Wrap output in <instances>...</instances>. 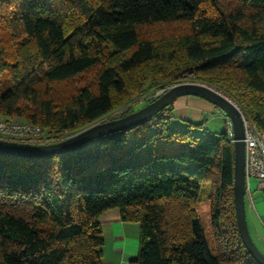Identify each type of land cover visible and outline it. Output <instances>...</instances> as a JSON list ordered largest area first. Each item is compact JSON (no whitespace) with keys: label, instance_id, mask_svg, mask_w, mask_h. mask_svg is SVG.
<instances>
[{"label":"trees","instance_id":"trees-1","mask_svg":"<svg viewBox=\"0 0 264 264\" xmlns=\"http://www.w3.org/2000/svg\"><path fill=\"white\" fill-rule=\"evenodd\" d=\"M236 1L0 0V117L45 127L52 143L135 110L111 115L134 99L131 80L140 94L192 73L264 131V0ZM181 21L180 37L139 35ZM95 66V86L57 92ZM171 105L68 152L0 155V264H102L110 208L139 224L130 264H258L236 224L227 128L172 126Z\"/></svg>","mask_w":264,"mask_h":264},{"label":"water","instance_id":"water-1","mask_svg":"<svg viewBox=\"0 0 264 264\" xmlns=\"http://www.w3.org/2000/svg\"><path fill=\"white\" fill-rule=\"evenodd\" d=\"M193 95L221 109L232 132L233 143V202L239 235L247 251L258 264H264V253L254 243L246 219L245 172H244V127L239 107L227 96L210 85L200 82H180L167 88L152 101L119 117L99 121L87 128L52 143L10 144L0 142V155L7 157H38L71 151L88 141L107 134L125 130L152 118L171 105L178 97Z\"/></svg>","mask_w":264,"mask_h":264},{"label":"rangeland","instance_id":"rangeland-1","mask_svg":"<svg viewBox=\"0 0 264 264\" xmlns=\"http://www.w3.org/2000/svg\"><path fill=\"white\" fill-rule=\"evenodd\" d=\"M219 2L222 5V7L227 9V10H234L240 6L239 2H237L236 0H219ZM244 9L247 10V7H244ZM249 18L250 17L248 16L247 20ZM138 31H139V35L141 37L152 38L153 40H155V42L161 43L163 40L162 38H164L167 35H169V36L172 35L173 37H180L184 33H188L190 31V29H189V22L188 21L187 22L181 21V22H175V23H171V24L142 25V26L138 27ZM98 69H99V67L95 66V67L85 71L84 73L75 77L73 80L62 84L61 90H57V92L59 94L62 93L60 95H63L65 98V96L68 95L69 92L76 90L80 86H83V85L95 86L96 73H97ZM193 76L194 75L192 73L185 74V75L181 76V78H180L181 82H190L189 79L193 78ZM5 78L6 77L3 76V78H0L1 79L0 81H4ZM134 81L135 80H131L128 84V89H129V91L131 90V92H133V94L131 96H134L133 97L134 99L133 100L130 99L131 101H129L128 103H127L126 99H124L120 103L121 105L118 106L116 109H114V111L111 113V115H117L118 113H120L121 111L126 109V107H128V106H130V107L132 106L133 109H138L139 107H141V106L145 105L146 103L152 101V99H150V98L154 94L159 93L158 95H160L162 92H164L170 86L177 84V83L167 82L165 84L160 85L158 83V86L155 85V86L150 87V88H148L147 85H145L144 86L145 91H142L140 94H137V92L134 89L135 88ZM197 82H199V81H197ZM217 91H219V90H217ZM219 92H221V91H219ZM147 97H148V99H147ZM217 114L219 115L218 118H216L215 120L210 121V122L207 121L205 123L206 127L204 126L202 130H196L195 132L197 134L206 133V134L211 135L213 137H218L220 135V133H222L223 131L226 130L227 126L224 125V120H223L224 115H225L224 112L221 109L217 108ZM241 115H244V114L241 113ZM14 118H16V117H14ZM225 121L227 122L228 120H225ZM175 125H176V123L173 122L172 126H175ZM251 183H252L251 187H252V189H254L253 181ZM204 186L206 189L209 188L208 184H204ZM253 204H254V209L252 208V205H250L249 202L245 199V211H246L247 224H248V228H249V231H250V234H251V237H252L254 243L256 244L258 249L262 253H264V240H262L261 238H259L256 235L252 216H251V213H254L257 216L259 215V218H260L259 221L261 222L262 227H264V224H262V222H264V193H262L261 191H258L256 189L253 190Z\"/></svg>","mask_w":264,"mask_h":264},{"label":"crops","instance_id":"crops-1","mask_svg":"<svg viewBox=\"0 0 264 264\" xmlns=\"http://www.w3.org/2000/svg\"><path fill=\"white\" fill-rule=\"evenodd\" d=\"M217 108L205 99L186 95L178 97L170 106V115L176 124L185 120L194 122L213 121L219 117ZM224 125L229 128V123ZM206 127V126H205ZM256 235L264 240V227L259 215L251 213ZM104 243L102 247V264H130L139 249V224L122 221L117 208H110L99 216Z\"/></svg>","mask_w":264,"mask_h":264},{"label":"built area","instance_id":"built-area-1","mask_svg":"<svg viewBox=\"0 0 264 264\" xmlns=\"http://www.w3.org/2000/svg\"><path fill=\"white\" fill-rule=\"evenodd\" d=\"M154 94L150 99H153ZM148 99V97H147ZM168 111L161 113L166 116ZM224 119L228 120L224 115ZM244 127V172H245V199L253 204V190L264 193V131L258 129L247 117L242 115ZM229 123V120L227 121ZM48 129L12 117H0V142L10 144H40L51 143L47 136ZM228 137L232 141V132L229 125ZM62 140V139H61ZM59 141V140H58ZM56 142V141H54ZM254 189H252V182ZM264 224V222H262Z\"/></svg>","mask_w":264,"mask_h":264}]
</instances>
